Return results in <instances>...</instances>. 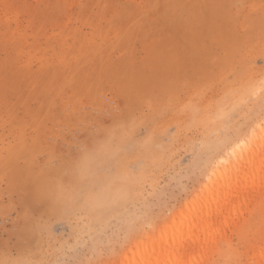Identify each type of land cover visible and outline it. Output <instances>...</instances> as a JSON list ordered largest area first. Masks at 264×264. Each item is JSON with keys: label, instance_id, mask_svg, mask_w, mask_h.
Wrapping results in <instances>:
<instances>
[{"label": "rangeland", "instance_id": "obj_1", "mask_svg": "<svg viewBox=\"0 0 264 264\" xmlns=\"http://www.w3.org/2000/svg\"><path fill=\"white\" fill-rule=\"evenodd\" d=\"M67 1L0 0V264H118L224 196L199 264H264V0Z\"/></svg>", "mask_w": 264, "mask_h": 264}, {"label": "bare ground", "instance_id": "obj_2", "mask_svg": "<svg viewBox=\"0 0 264 264\" xmlns=\"http://www.w3.org/2000/svg\"><path fill=\"white\" fill-rule=\"evenodd\" d=\"M219 1L220 0H214L213 4L218 5ZM61 2L64 6L70 4L67 0H61ZM218 12L219 9L216 13L218 14ZM220 17L222 18L221 29L225 30V20L222 16ZM246 18H249V16ZM226 32L228 33V30H226ZM103 151H106L105 147L101 148V152ZM88 155L91 154H87L84 159H82V167L83 165H88L92 162V159H94L95 154L91 156ZM261 159L262 156L258 157L256 161L257 172L260 171ZM104 176L106 177L107 175ZM102 180L104 181H100V187L105 185L103 183L108 182L104 178ZM123 192L124 191H118L116 195L121 198ZM104 194L106 193L104 192ZM91 196H95V199L89 197H86V199L84 198L86 206L97 202V195L93 193ZM99 197L101 199V196ZM228 198L229 196H224L218 201L211 200L208 204L199 203L198 207L189 208L188 210L184 208L179 212L173 213L165 220L159 229L145 234L146 236H144V238L135 239L132 245L117 257V263L199 264L205 257L208 248L215 246L217 243L219 238L218 233L221 229L219 223L221 221L218 222V219L226 218L230 210L229 206L231 203ZM237 229L242 230L243 227L238 226ZM252 258L255 259L256 262L264 261V241H260L252 246Z\"/></svg>", "mask_w": 264, "mask_h": 264}]
</instances>
